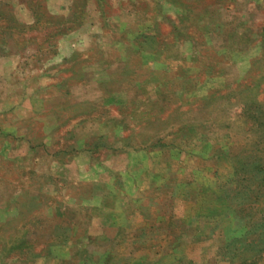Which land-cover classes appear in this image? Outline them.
Returning a JSON list of instances; mask_svg holds the SVG:
<instances>
[{
	"label": "rangeland",
	"instance_id": "obj_1",
	"mask_svg": "<svg viewBox=\"0 0 264 264\" xmlns=\"http://www.w3.org/2000/svg\"><path fill=\"white\" fill-rule=\"evenodd\" d=\"M0 264H264V0H0Z\"/></svg>",
	"mask_w": 264,
	"mask_h": 264
}]
</instances>
